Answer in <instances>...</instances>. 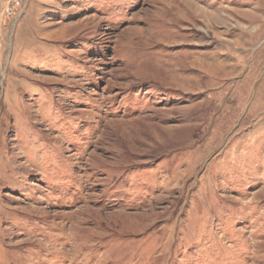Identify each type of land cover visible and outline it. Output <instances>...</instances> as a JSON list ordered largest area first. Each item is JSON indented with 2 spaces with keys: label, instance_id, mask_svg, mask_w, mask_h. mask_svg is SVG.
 <instances>
[{
  "label": "rangeland",
  "instance_id": "374dc122",
  "mask_svg": "<svg viewBox=\"0 0 264 264\" xmlns=\"http://www.w3.org/2000/svg\"><path fill=\"white\" fill-rule=\"evenodd\" d=\"M0 0V264H264V0Z\"/></svg>",
  "mask_w": 264,
  "mask_h": 264
},
{
  "label": "built area",
  "instance_id": "2783aa9c",
  "mask_svg": "<svg viewBox=\"0 0 264 264\" xmlns=\"http://www.w3.org/2000/svg\"><path fill=\"white\" fill-rule=\"evenodd\" d=\"M10 3H12L10 6H9V10H8V12H9V14L10 15H14V8L16 7V6H19L20 5V0H8Z\"/></svg>",
  "mask_w": 264,
  "mask_h": 264
}]
</instances>
